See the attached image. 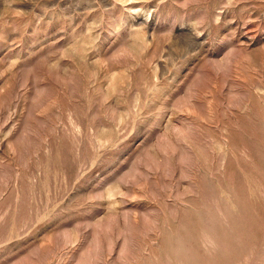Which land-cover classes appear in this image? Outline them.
Listing matches in <instances>:
<instances>
[{"label": "rangeland", "instance_id": "374dc122", "mask_svg": "<svg viewBox=\"0 0 264 264\" xmlns=\"http://www.w3.org/2000/svg\"><path fill=\"white\" fill-rule=\"evenodd\" d=\"M0 264H264V0H0Z\"/></svg>", "mask_w": 264, "mask_h": 264}]
</instances>
